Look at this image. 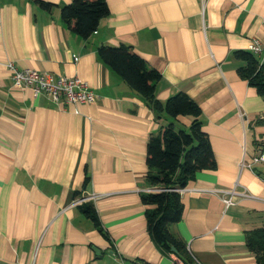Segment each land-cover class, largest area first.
I'll return each instance as SVG.
<instances>
[{"label": "crops", "instance_id": "0c3cea01", "mask_svg": "<svg viewBox=\"0 0 264 264\" xmlns=\"http://www.w3.org/2000/svg\"><path fill=\"white\" fill-rule=\"evenodd\" d=\"M43 1L50 10L0 0V264H174L149 235L153 205L140 193L151 189L149 135L169 122L187 129L191 119L157 116L97 55L99 45L121 43L159 71V101L184 92L197 103L216 162L180 190L171 231L202 264H256L245 232L264 217V164L239 163L264 144V101L238 76L232 51L264 36V0H105L108 14L87 38L61 20L72 0ZM9 61L78 76L96 99L34 96L12 85ZM231 188L249 196L227 206L216 191ZM75 197L92 201L108 239Z\"/></svg>", "mask_w": 264, "mask_h": 264}, {"label": "trees", "instance_id": "16d2710c", "mask_svg": "<svg viewBox=\"0 0 264 264\" xmlns=\"http://www.w3.org/2000/svg\"><path fill=\"white\" fill-rule=\"evenodd\" d=\"M39 7L50 10V2L36 0ZM105 0H72L60 8L61 20L83 38L89 37L97 28L100 18L108 14ZM97 55L112 71L160 116L164 112L170 117L185 115L190 117L187 129L174 127L169 122L161 130L151 133L146 143L147 172L145 180L153 191H143L140 199L153 207L145 210L146 227L152 241L165 254L176 255L185 264H194L186 248V243L171 231L170 226L181 219L183 204L180 189L195 178L201 169L216 166L207 134L202 129L201 110L186 93L178 92L164 102L155 95V83L160 73L149 66L131 46L123 43L117 46L99 45ZM232 57L239 61L236 66L238 76L253 86L264 101V61L249 50L236 49ZM85 174L83 185L87 182ZM90 218L97 230L108 239L101 226L92 201L78 205ZM248 250L255 255L256 264H264V217L259 227L245 232ZM143 264H150L143 262Z\"/></svg>", "mask_w": 264, "mask_h": 264}, {"label": "built area", "instance_id": "2783aa9c", "mask_svg": "<svg viewBox=\"0 0 264 264\" xmlns=\"http://www.w3.org/2000/svg\"><path fill=\"white\" fill-rule=\"evenodd\" d=\"M262 22L264 23V19ZM248 50L258 58L259 63H262L264 61V36L253 37L248 45ZM74 58L76 59L77 57ZM6 67L11 75L12 85L17 88L24 86L29 87L34 96L46 94L54 101L65 104L90 103L96 99L97 95L95 92L78 76L59 75L53 77L45 71H38L28 67L19 68L11 61L6 64ZM257 163L264 164V144L250 160L241 161L239 163V168H251ZM153 190H156V188H151L149 191ZM216 192L221 194L227 206L234 204L240 198L249 196V193L245 189L231 188L229 190H218ZM92 197L94 198L95 195H90V198ZM83 200V197H75L71 203H80ZM169 257L172 258L174 264H185L174 254H171ZM191 257L194 264H202L193 257V255H191Z\"/></svg>", "mask_w": 264, "mask_h": 264}]
</instances>
